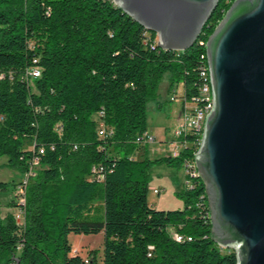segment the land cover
<instances>
[{"label":"trees","instance_id":"trees-1","mask_svg":"<svg viewBox=\"0 0 264 264\" xmlns=\"http://www.w3.org/2000/svg\"><path fill=\"white\" fill-rule=\"evenodd\" d=\"M234 1L220 0L194 46L173 51L112 0H0V158L23 175L41 167L25 206H11L24 223L0 216V264H238L211 238L196 168L193 186L177 194L183 209L148 202L151 169H183L200 136L182 138L177 157L155 160L144 137L165 75L170 91L182 86L188 102L196 97L206 43ZM34 66L42 76L28 81ZM9 186L0 182V193ZM100 233L101 263L96 251L72 255L71 234Z\"/></svg>","mask_w":264,"mask_h":264},{"label":"water","instance_id":"water-1","mask_svg":"<svg viewBox=\"0 0 264 264\" xmlns=\"http://www.w3.org/2000/svg\"><path fill=\"white\" fill-rule=\"evenodd\" d=\"M164 50L186 51L220 0H112ZM214 106L195 161L212 240L264 264V0H235L206 43ZM19 261L17 259H13Z\"/></svg>","mask_w":264,"mask_h":264},{"label":"rangeland","instance_id":"rangeland-1","mask_svg":"<svg viewBox=\"0 0 264 264\" xmlns=\"http://www.w3.org/2000/svg\"><path fill=\"white\" fill-rule=\"evenodd\" d=\"M169 75H165L160 83L158 97L148 104V127L150 133L156 138V145L150 146V149L163 147V153H155L156 155H167L171 152L172 146L170 143L160 145V140L163 139L171 142L174 138V133L183 121V106H184V91L182 87L177 88L178 99L171 101V93L166 95V86L168 84ZM177 87V86H175ZM162 103V107L158 108V103ZM32 143H29L27 149H32ZM30 173L21 174L18 170L9 166L7 157L0 158V182H5L11 186L5 192L0 193V216L4 217L11 212L18 214L15 208L11 207L17 202H20L18 192L23 185L27 188L30 179L37 177L41 171L39 165L31 166ZM13 185V186H12ZM159 191L156 194L155 191ZM184 186V170L182 168H169L165 165L154 166L151 169V180L149 187L148 202L149 205L167 210L183 209V201L177 197L181 191H185ZM26 194V191H25ZM73 251L72 255H79L82 258H87L91 251H96L98 254L99 263L102 262L104 250V233L98 235H74L69 236Z\"/></svg>","mask_w":264,"mask_h":264},{"label":"built area","instance_id":"built-area-1","mask_svg":"<svg viewBox=\"0 0 264 264\" xmlns=\"http://www.w3.org/2000/svg\"><path fill=\"white\" fill-rule=\"evenodd\" d=\"M34 64L35 65L37 64L36 60L34 61ZM41 76H42V69L37 66H34L33 68L27 70L25 79L28 81H33V80L41 78ZM178 87L179 86L174 87L171 90V101H175L176 99H178V96H177ZM204 93H207V82H201L198 88L197 95L192 101L188 102L185 98V95L183 97V100H184V106H183V112H182L183 121L174 133L175 150L173 152V157H177L180 154L181 150L187 145V143L185 144L182 143L181 141L182 138L188 135H191V134H195V135L200 136L199 141H202V136H203V132L205 129V123H206V110H207V105H203ZM99 133L102 137H105L107 135V133L104 130H100ZM144 137L146 138L147 144H151L155 142V138L151 136L148 132L144 134ZM41 153H43L42 150H41ZM197 153H198V144L195 145V152H194L193 157L186 160L183 165V170L186 175L185 183L188 188L193 186L192 182H193V179H195L194 177L195 155ZM35 165H38V162H35L32 166H35ZM95 170L96 168L93 169V171ZM30 171H31V168H30ZM19 190L20 191L18 192V194L20 195V203L22 206H25L26 187L23 185L22 187H20ZM155 193L159 194L160 192L156 190ZM16 220L20 224L24 223V211L21 210L18 214H16ZM173 238L177 242H182L185 240V238L181 236L180 234H173ZM187 240L192 241L191 238H188ZM85 262L88 264V260H86Z\"/></svg>","mask_w":264,"mask_h":264},{"label":"crops","instance_id":"crops-1","mask_svg":"<svg viewBox=\"0 0 264 264\" xmlns=\"http://www.w3.org/2000/svg\"><path fill=\"white\" fill-rule=\"evenodd\" d=\"M180 87V86H179ZM182 87V86H181ZM182 89H183V87H182ZM184 91V90H183ZM171 93V91H170V88H169V80H168V84H167V86H166V95L168 96L169 94ZM162 103L163 102H160V103H158V108H161L162 107ZM150 127H147V132L151 135V136H153L152 135V133H150L151 131H150V129H149ZM155 138V137H154ZM174 142H175V136H174V138L172 139V141L171 142H167V141H165V140H163V139H161L160 140V145H163L164 143H170L171 144V146H172V150H171V152L170 153H168L167 155H155L154 156V154L155 153H163V147H161V146H158L157 148H154V149H150V146H152V145H156V143H157V140H156V138H155V142H153V143H151V144H148V146H147V148H148V156H149V158L151 159V160H155V159H159V158H162V157H167V156H173V152H174V150H175V144H174ZM186 176H185V172H184V186H185V189H187L188 187H187V185H186ZM156 209H158V208H156ZM158 210H162V209H158Z\"/></svg>","mask_w":264,"mask_h":264},{"label":"bare ground","instance_id":"bare-ground-1","mask_svg":"<svg viewBox=\"0 0 264 264\" xmlns=\"http://www.w3.org/2000/svg\"><path fill=\"white\" fill-rule=\"evenodd\" d=\"M206 58H207V55H206ZM207 67H208V63H207ZM200 74H201V72H200ZM202 78H204V80H205L204 82H207V93H204V96H203V105H207V110H206V120H207V118L211 114L213 106H214V98H213V94H212V86H211L209 68H207V71L202 73ZM200 146H201V141H200V144L198 146V151L200 149ZM196 155H195V158H196ZM195 168H196L197 174L199 175L198 170H197V166H196V161H195Z\"/></svg>","mask_w":264,"mask_h":264}]
</instances>
